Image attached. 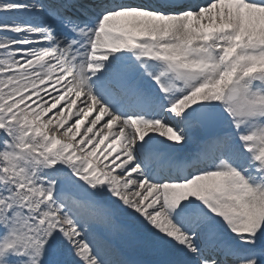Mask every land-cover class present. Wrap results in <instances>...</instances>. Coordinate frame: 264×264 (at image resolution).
Instances as JSON below:
<instances>
[{
	"label": "snow or ice",
	"instance_id": "1",
	"mask_svg": "<svg viewBox=\"0 0 264 264\" xmlns=\"http://www.w3.org/2000/svg\"><path fill=\"white\" fill-rule=\"evenodd\" d=\"M0 264H264V0H0Z\"/></svg>",
	"mask_w": 264,
	"mask_h": 264
}]
</instances>
